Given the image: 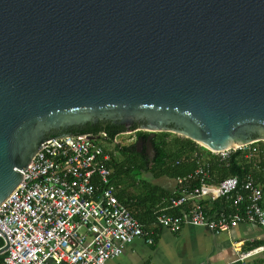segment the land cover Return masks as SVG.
I'll return each mask as SVG.
<instances>
[{
    "label": "water",
    "instance_id": "obj_1",
    "mask_svg": "<svg viewBox=\"0 0 264 264\" xmlns=\"http://www.w3.org/2000/svg\"><path fill=\"white\" fill-rule=\"evenodd\" d=\"M136 128L264 141V0H0V201L48 141Z\"/></svg>",
    "mask_w": 264,
    "mask_h": 264
},
{
    "label": "built area",
    "instance_id": "obj_2",
    "mask_svg": "<svg viewBox=\"0 0 264 264\" xmlns=\"http://www.w3.org/2000/svg\"><path fill=\"white\" fill-rule=\"evenodd\" d=\"M89 136L48 141L28 163L16 187L0 201V239L8 245L0 264H105L136 238L153 244L159 229L174 233L187 224L215 231L239 223L264 228L263 189L251 174L242 180L226 176L218 182L207 181L211 175L207 152L216 161H224L236 149L250 158L258 151L255 142L220 151L197 143L206 151L195 148L182 154L176 164L192 160L195 166L173 179L167 204L145 228L119 200L122 184L111 179L113 169L108 162L116 143ZM220 197L228 202L221 210L207 211L201 203ZM175 208L181 212H169ZM259 250L264 245L239 258Z\"/></svg>",
    "mask_w": 264,
    "mask_h": 264
},
{
    "label": "trees",
    "instance_id": "obj_3",
    "mask_svg": "<svg viewBox=\"0 0 264 264\" xmlns=\"http://www.w3.org/2000/svg\"><path fill=\"white\" fill-rule=\"evenodd\" d=\"M98 130L91 134L101 132ZM89 134V133H86ZM142 134V132H140ZM145 136L146 133L144 132ZM109 142L111 139L108 140ZM156 156L152 162L144 161L140 156L135 155L129 158L125 162L119 161L115 151L119 148V143L115 144L112 149L111 159L108 162V166L113 169L111 179L116 183H121L123 180L130 182V186H135L137 183L135 179L131 177V171L137 169L143 173H150L154 178L166 176L174 179L178 176L185 175L194 168V162H182L175 163V160L184 153H189L195 148H202L196 142L186 137L171 133V132H157L152 139ZM258 148V151L248 158L244 155L241 149L233 150L230 155L224 161H216L210 152H207L205 156L206 162L209 163L211 175L208 178V182H218L220 179L226 176H236L239 180L244 179L248 174L253 177L262 179L264 182V169L256 170L254 164L258 159L264 160V141H256L254 143ZM126 148V146H124ZM195 185H199L196 181ZM117 193L119 200L126 204L130 212L139 219L145 228L151 225L156 213L160 207H164L166 200L172 195L171 188H165L157 184H151L149 182H143V187L140 192H132L127 190L126 187H122ZM190 203V202H189ZM189 203H187L189 205ZM201 203L205 205L207 211L221 210L228 206V202L224 197L217 198L213 201L202 200ZM209 205V206H207ZM170 213L179 214L181 208H175L169 210ZM148 219L145 221L144 218ZM150 223V224H149ZM3 245L2 239H0V246ZM5 253L0 254V262L2 261Z\"/></svg>",
    "mask_w": 264,
    "mask_h": 264
},
{
    "label": "crops",
    "instance_id": "obj_4",
    "mask_svg": "<svg viewBox=\"0 0 264 264\" xmlns=\"http://www.w3.org/2000/svg\"><path fill=\"white\" fill-rule=\"evenodd\" d=\"M254 167L256 170L259 167L264 169V160L258 159ZM255 179L263 189L264 205V182L261 178ZM128 186L126 188L130 191L131 186ZM147 219L144 218L145 221ZM262 245L264 228L254 223H239L226 231L187 224L174 233L159 229L153 244L142 237L136 238L125 245L121 255L105 264H264V250L239 258L241 253Z\"/></svg>",
    "mask_w": 264,
    "mask_h": 264
},
{
    "label": "flooded vegetation",
    "instance_id": "obj_5",
    "mask_svg": "<svg viewBox=\"0 0 264 264\" xmlns=\"http://www.w3.org/2000/svg\"><path fill=\"white\" fill-rule=\"evenodd\" d=\"M142 132V134H140ZM146 133L144 136L143 133ZM91 136H94L96 139L102 140L104 142H107L109 139H111L106 133L105 136H100L99 133L91 134ZM148 136L149 132L145 130H139L136 128L134 131L131 132V135L126 140H119L117 138V141H119V148L115 151L119 161L125 162L132 156L138 155L140 156L144 161L152 162L153 159L156 156V152L154 151V154H152L151 150L148 147ZM154 136L150 138V141L152 142V139ZM153 144V143H152ZM126 146V148H124ZM154 148V146H153Z\"/></svg>",
    "mask_w": 264,
    "mask_h": 264
},
{
    "label": "rangeland",
    "instance_id": "obj_6",
    "mask_svg": "<svg viewBox=\"0 0 264 264\" xmlns=\"http://www.w3.org/2000/svg\"><path fill=\"white\" fill-rule=\"evenodd\" d=\"M129 138V135H125L122 137H118L119 140L123 141ZM102 141V140H100ZM131 177L133 179H135V182L137 183V185H135L134 187L131 186V190H142L143 187V182H149L151 184H157L160 186H163L165 188H172L174 185V181L171 178H168L166 176H162L159 178H154L150 173H143L140 172L137 169H133L131 172ZM130 182L127 180H123L122 181V186L129 188Z\"/></svg>",
    "mask_w": 264,
    "mask_h": 264
}]
</instances>
